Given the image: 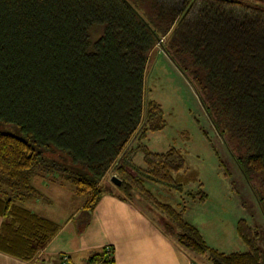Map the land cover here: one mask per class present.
<instances>
[{
  "label": "trees",
  "instance_id": "trees-1",
  "mask_svg": "<svg viewBox=\"0 0 264 264\" xmlns=\"http://www.w3.org/2000/svg\"><path fill=\"white\" fill-rule=\"evenodd\" d=\"M175 1L0 0V122L21 131H0L2 250L31 259L58 231L24 205L41 196L33 184L38 168L62 171L89 215L115 164L122 179L115 193L158 209L183 249L207 255L208 264H262L260 233L246 218L237 230L248 250L222 252L184 217V207L145 185L185 192L174 177L186 167L183 153L153 151L145 142L167 125L145 88L150 52L165 35L160 46L192 82L220 133L245 148L234 156L264 212L254 183L264 174V0ZM94 25L102 33L92 40ZM135 137L138 144L124 152ZM141 153L144 166L135 160ZM188 194L208 198L203 189ZM109 248L92 262L103 257V264H114Z\"/></svg>",
  "mask_w": 264,
  "mask_h": 264
},
{
  "label": "rangeland",
  "instance_id": "rangeland-1",
  "mask_svg": "<svg viewBox=\"0 0 264 264\" xmlns=\"http://www.w3.org/2000/svg\"><path fill=\"white\" fill-rule=\"evenodd\" d=\"M236 1L241 3L244 0ZM144 8L150 10L149 5H144ZM101 33V26L94 25L91 39H96ZM165 40L166 36L162 35L150 52L145 88L147 97L161 104L167 125L161 130L149 132L145 142L153 151L164 152L169 147H176L183 153L186 167L175 172L174 177L184 185L185 192L170 190L153 182L149 183V189L160 200L175 207L185 208L186 204L184 217L196 224L211 247L222 252L248 250L237 230L238 221L246 218L260 233L261 262L264 264V212L234 156L245 152V148H240L236 138L220 133L192 82L160 46ZM190 75L197 82L195 73L190 72ZM202 95L208 102L204 91ZM0 131L21 135L19 127L10 123L0 122ZM137 144L135 137L131 147ZM51 155L58 156L57 153ZM139 157L138 163L144 166L143 154ZM42 168L37 169L33 179L41 196L25 201L24 205L51 220L69 217L84 201V197L76 194L73 184L66 180L62 171L52 173L48 168ZM128 170L135 175L132 169ZM111 175L113 173L105 182L116 190ZM254 178V183L264 196V174H256ZM200 189L208 194L205 202L197 201L188 194ZM101 190L105 191L103 184ZM87 217L82 213L80 219L76 220L83 223ZM203 256L208 261V256Z\"/></svg>",
  "mask_w": 264,
  "mask_h": 264
},
{
  "label": "crops",
  "instance_id": "crops-1",
  "mask_svg": "<svg viewBox=\"0 0 264 264\" xmlns=\"http://www.w3.org/2000/svg\"><path fill=\"white\" fill-rule=\"evenodd\" d=\"M135 160L138 164V157ZM111 173L117 175L115 164L102 180L105 191L88 215L89 223L87 218L83 223L76 220L81 217L84 199L69 217L52 219L58 231L33 258L24 259L0 248V264H62L64 254L69 256L66 264H103V257L97 258L96 263L91 258L104 253L107 246L112 249L114 264H208L204 256L190 253L178 244L163 225L164 216L158 209L116 194L114 186L105 182ZM149 183L145 181L147 188ZM2 223L0 216V228Z\"/></svg>",
  "mask_w": 264,
  "mask_h": 264
},
{
  "label": "built area",
  "instance_id": "built-area-1",
  "mask_svg": "<svg viewBox=\"0 0 264 264\" xmlns=\"http://www.w3.org/2000/svg\"><path fill=\"white\" fill-rule=\"evenodd\" d=\"M132 142H133V140H131V141L128 143L129 145L126 146L124 152H126V151L131 147ZM108 247H109V246H107V248H108ZM109 249H110V248H109ZM68 259H69V256H68L67 254H64V255L62 256V264H66L67 261H68Z\"/></svg>",
  "mask_w": 264,
  "mask_h": 264
},
{
  "label": "water",
  "instance_id": "water-1",
  "mask_svg": "<svg viewBox=\"0 0 264 264\" xmlns=\"http://www.w3.org/2000/svg\"><path fill=\"white\" fill-rule=\"evenodd\" d=\"M111 180L117 185H120L122 183V179L117 175H113L111 177Z\"/></svg>",
  "mask_w": 264,
  "mask_h": 264
}]
</instances>
